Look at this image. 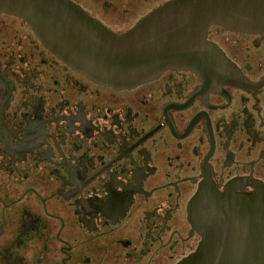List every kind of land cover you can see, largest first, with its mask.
<instances>
[{
  "label": "flooded vegetation",
  "instance_id": "flooded-vegetation-1",
  "mask_svg": "<svg viewBox=\"0 0 264 264\" xmlns=\"http://www.w3.org/2000/svg\"><path fill=\"white\" fill-rule=\"evenodd\" d=\"M117 35L172 0H70ZM218 74L92 81L0 12V264H178L206 177L264 186V33L211 25Z\"/></svg>",
  "mask_w": 264,
  "mask_h": 264
},
{
  "label": "water",
  "instance_id": "water-1",
  "mask_svg": "<svg viewBox=\"0 0 264 264\" xmlns=\"http://www.w3.org/2000/svg\"><path fill=\"white\" fill-rule=\"evenodd\" d=\"M72 69L114 89L132 88L169 69L218 74L225 57L206 40L215 24L264 33V0H172L117 35L70 0H0ZM224 192L206 177L188 205L201 240L178 264H264V186Z\"/></svg>",
  "mask_w": 264,
  "mask_h": 264
}]
</instances>
